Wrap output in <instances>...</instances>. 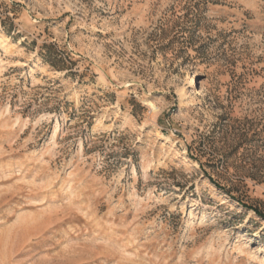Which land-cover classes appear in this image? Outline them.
<instances>
[{"label":"rangeland","instance_id":"1","mask_svg":"<svg viewBox=\"0 0 264 264\" xmlns=\"http://www.w3.org/2000/svg\"><path fill=\"white\" fill-rule=\"evenodd\" d=\"M0 264H264V0H0Z\"/></svg>","mask_w":264,"mask_h":264},{"label":"bare ground","instance_id":"2","mask_svg":"<svg viewBox=\"0 0 264 264\" xmlns=\"http://www.w3.org/2000/svg\"><path fill=\"white\" fill-rule=\"evenodd\" d=\"M191 83H192V82H191ZM197 91H198L197 95H199L201 92H200L199 90H197ZM181 98H182V99H188L187 92H182V93H181Z\"/></svg>","mask_w":264,"mask_h":264}]
</instances>
